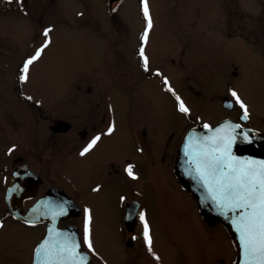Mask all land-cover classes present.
<instances>
[{
  "label": "rangeland",
  "instance_id": "374dc122",
  "mask_svg": "<svg viewBox=\"0 0 264 264\" xmlns=\"http://www.w3.org/2000/svg\"><path fill=\"white\" fill-rule=\"evenodd\" d=\"M146 3L152 20L147 34L149 54L154 58L152 49L157 46L160 60H166L168 49H178L184 39L190 40L193 53L188 58L186 55L178 68L180 73L192 74L190 81L194 88L205 90L198 99L194 93L190 94L185 74L178 76V80L168 77L178 91L180 83L188 90V94L178 96L179 101L162 87L138 93L123 90L117 84L120 76L115 75V68L109 62L108 48L113 41L122 46L126 39L124 30L133 34L131 41L139 40L146 23L141 15L142 0H123L113 17L107 0H0V264H27V255L38 235V230L7 215L1 186L4 176L7 178L10 174L13 157L28 156L33 151L34 139L46 140L52 135L48 127L51 119L47 113L32 112L33 103L25 94L30 92L42 105L65 104L67 107L60 108V113L74 118L87 103L85 97L69 98L78 93V85L84 89L91 84L96 87V81L103 83L104 93L115 107L118 137L124 133V121L128 120L129 139L131 127L123 110H130V106H156L160 111V132L165 134V127L179 130L180 125L191 122L190 118H208L215 123L220 116L217 96L232 97L231 93L235 92L248 107L253 124L264 128V0H146ZM97 25L101 27L96 28ZM46 27L51 28L47 36L44 35ZM45 43L47 46L39 57L28 66V79L21 81L25 61ZM199 49L205 53V59L199 55L203 60L197 59ZM180 101L188 109L187 114L179 111ZM54 108L48 111L57 115ZM61 136L65 138L63 142L72 145L74 133ZM61 136L53 139L57 142ZM12 144L14 147L9 151ZM48 156L49 151L40 157ZM35 164L40 170L52 173L50 162L43 168ZM89 164L88 154H73L68 158L66 169L60 170L80 186V198L86 203L91 200L87 188ZM112 197L110 191V197H104L98 204L105 214V224L100 226H111L107 216L114 205ZM100 199L97 198V203ZM154 231L164 230L156 224ZM155 247L163 258H171L172 252L179 254L176 247L172 251L166 240H158ZM217 253L223 264H231L235 257L233 240L222 225L220 241H207V264H213Z\"/></svg>",
  "mask_w": 264,
  "mask_h": 264
},
{
  "label": "flooded vegetation",
  "instance_id": "af4514ba",
  "mask_svg": "<svg viewBox=\"0 0 264 264\" xmlns=\"http://www.w3.org/2000/svg\"><path fill=\"white\" fill-rule=\"evenodd\" d=\"M107 2L109 13L113 17L115 14L110 12L109 0ZM141 15L146 23L145 29L139 34V40L131 41L130 37L133 34L129 35L128 30H124L122 33L126 39L122 42V46H118V43L113 41L108 48V54L111 55L108 58L109 62L115 68V75L120 76L117 78L119 87L138 93H143L147 89L156 91L162 87L164 91L180 96L182 93L188 94V90L180 83L178 91L171 85L168 77L178 80V76L182 77L185 74L186 81H189L190 94L194 93L195 98L198 99L205 90L200 87L194 88L190 81L192 74L189 76L180 73L178 68L182 66L186 55L188 58V54L193 53L189 46L190 40L184 39L178 49H168V54L164 56L166 60H160V50L154 46L153 58L148 52L151 51L149 42L144 39L147 19L143 14V8ZM97 27L100 28L101 25ZM50 29L46 30L49 32ZM141 48H143V57L140 55ZM199 55L204 56L203 59L206 57L202 49L198 51V60L202 59ZM144 57L148 60L147 70L144 67ZM234 73L237 74L236 71ZM89 83L91 84V80ZM95 86L91 84L82 89L78 85V93L69 96L74 99L85 97L87 102L74 118L60 113V108L67 107L65 104L51 105L52 107L42 105L40 104L42 101L32 96L30 92H27L28 95L25 94L26 99L33 103L32 112L36 113L37 110L41 114L47 113L51 119L48 127L52 132L46 140L34 139L31 142L33 151L28 156L13 157L10 174L7 178L6 175L4 176L1 185L8 209L7 215L38 230L37 238L26 258L27 264H41L43 260H50L51 264H75L76 261L78 264L80 261L83 264H188V261L190 264H207V241L208 239L220 241V225L223 227L225 225L220 218L209 215L202 209L196 194L180 176L178 158L181 144L192 128L201 127L205 123L216 125L224 119H232L262 135L264 128L253 124L254 120L247 106L244 105L247 109V119H244V108H241L236 98L222 94L217 96L220 100V116L215 123L208 118L204 120L190 118L191 122L186 121L180 125L179 130L175 127H165V134L160 132L162 130L158 120L160 111L156 106H130V110L123 112L129 119L131 136L127 139L128 120H125L124 133L122 132L119 138L115 107L110 104L104 93V84L96 81ZM142 101L140 100V103ZM49 107H55L54 109L58 111L57 115H54L55 112H49L48 110L51 109ZM73 120L74 124H72ZM65 133H74L72 145L63 142L65 138L61 135ZM58 135L62 138L56 142L53 138ZM96 137L99 139L96 140L95 145L84 153V155L88 154L90 161L87 188L91 200L86 203L80 198V186L69 174L63 175L60 170L66 169L68 158L73 154L82 156L81 152ZM122 142H124L123 147L120 146ZM39 144H41L39 151L34 155ZM12 145L9 151L14 147ZM47 151H49L48 157H40L46 156ZM34 162L41 168L50 162L52 173H49L50 170L48 173L40 170ZM129 165L132 166L134 178L125 171ZM15 173L19 174L16 178L17 187L23 190L15 192L12 200L16 205L21 203L25 212L30 211L28 220L15 217L8 205V188ZM110 191L113 193L114 205L110 207L107 219L111 226L104 227L98 225L105 224L104 211L98 204L105 200L104 197H110ZM98 197H102L99 203H97ZM39 205L42 210L38 213L36 207ZM145 223L152 240L151 251L148 250L144 237ZM52 224L59 228L74 227L78 232L76 234L80 239L81 247L79 243L77 249L73 241L63 244L64 251L55 248L56 243H52L49 249L38 250ZM156 224L164 231L155 233ZM86 227L92 243L91 249L84 242ZM76 234L70 236L74 238ZM161 239L169 242L172 251L176 247L179 254L175 255V252H172V259L163 258L158 247H155V243ZM189 241L193 243L190 244ZM68 247H72L77 253L74 258L68 253ZM81 254L82 258L78 259L76 256ZM237 257L238 251L235 248V257L231 264L236 263ZM223 262L220 261V254L217 253L213 258V264H223Z\"/></svg>",
  "mask_w": 264,
  "mask_h": 264
},
{
  "label": "snow or ice",
  "instance_id": "6c2138e0",
  "mask_svg": "<svg viewBox=\"0 0 264 264\" xmlns=\"http://www.w3.org/2000/svg\"><path fill=\"white\" fill-rule=\"evenodd\" d=\"M142 4L143 14L147 19L144 39H147V29L152 27V20L149 16L146 0H142ZM47 32L48 30H45V36H47ZM46 46L47 43H45L41 49H38L33 57L25 61L20 76L21 81H26L28 79V66L39 57L43 47ZM140 55L142 57L144 55L143 48L140 50ZM147 66L148 60L147 57H144L145 70H147ZM231 95L240 103L241 108H244L243 118L247 119V109L243 103L240 102L235 92H232ZM176 99L178 101L180 100L178 96ZM178 107L179 111L184 113L188 112V109L184 106L182 101H180ZM98 139L99 137L93 139V141L81 152V155L89 151ZM230 143L231 140L229 139L223 150H214L219 152V155L204 153L205 159L203 162L197 163L196 171L207 186L210 198L224 210L225 213L228 211L235 212L237 209L242 210L232 222L235 225L236 231L239 233V239L245 257L244 264H264V161L235 160L230 155V149L228 147ZM225 168L228 169L227 172L224 171ZM125 171L129 176H133L134 178L131 165H129ZM217 172L219 173L218 176L216 175ZM141 219H143V216H141ZM144 237L148 250L151 251L152 240L148 234L146 223L144 226ZM84 242L89 249L92 248L87 227L85 229ZM62 251H64V249H62ZM67 251L73 258L77 254L71 247L68 248ZM41 264H51V261L43 260Z\"/></svg>",
  "mask_w": 264,
  "mask_h": 264
},
{
  "label": "water",
  "instance_id": "95a60500",
  "mask_svg": "<svg viewBox=\"0 0 264 264\" xmlns=\"http://www.w3.org/2000/svg\"><path fill=\"white\" fill-rule=\"evenodd\" d=\"M122 2L123 0H109L110 12L114 14V12L119 9ZM229 139L231 140V143L228 145L230 155L235 160L264 161V135L256 132L250 127L242 126L232 119H224L216 125L205 123L201 127H194L188 132L181 145L178 159V171L184 182L196 194L202 209L209 215L219 217L228 227L238 251L235 264H244L245 257L241 247L239 233L236 231L235 225L232 222L242 210L237 209L235 212L228 211L225 213V211L210 198L207 186L196 171L197 163L203 162L205 159L204 153L219 155L220 153L214 150H223ZM224 171L227 172L228 169L225 168ZM18 175V173H15L12 177L11 184L8 188L7 201L15 217L28 220L30 211L24 212L23 205L21 203L16 205L12 200V196L15 192L23 190L21 187H17L16 178ZM216 175L218 176L219 173L217 172ZM39 207L41 206L39 205L36 207L38 208V213L42 210V208ZM36 214L35 212V215ZM74 233L78 234L74 227L59 228L56 227L55 224H52L49 226L43 244L38 247V250L50 248L48 244L51 240L56 243L55 248L62 249L64 247L63 244L68 243L70 238H72L70 235ZM77 234L72 238V242L75 241L76 247L78 248L79 243L81 247V242H79L80 239Z\"/></svg>",
  "mask_w": 264,
  "mask_h": 264
},
{
  "label": "bare ground",
  "instance_id": "6f19581e",
  "mask_svg": "<svg viewBox=\"0 0 264 264\" xmlns=\"http://www.w3.org/2000/svg\"><path fill=\"white\" fill-rule=\"evenodd\" d=\"M190 32H191V30H189ZM181 176V175H180ZM182 177V176H181ZM183 179V178H182ZM25 212V211H24ZM213 216V215H212ZM219 218V217H218ZM221 220V219H220ZM222 221V220H221ZM223 222V221H222ZM224 223V222H223ZM224 225H225V223H224ZM56 227H58V226H56ZM225 227L227 228V230H228V232H229V234L231 235V232L229 231V229H228V227L225 225ZM231 237H232V235H231ZM232 240H233V238H232ZM69 242H72V238H70V240H69ZM234 242V241H233ZM52 243H55L53 240H51L50 242H49V246L48 247H51L52 246ZM42 245V244H41ZM75 247H76V245H75ZM68 248H70V247H68ZM67 248V249H68ZM72 248V247H71ZM77 248V247H76ZM235 248H236V245H235ZM46 249H49V248H46ZM45 249V250H46ZM78 249V248H77ZM42 250V249H41ZM81 256H83L82 254L79 256V255H77L76 257L79 259ZM45 257V256H44ZM82 258V257H81ZM75 264H78V261H76L75 262ZM80 264H83L82 263V261H80Z\"/></svg>",
  "mask_w": 264,
  "mask_h": 264
}]
</instances>
